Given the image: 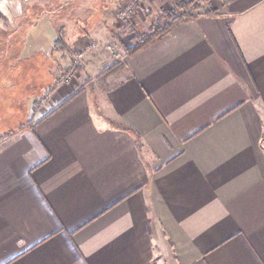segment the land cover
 <instances>
[{"label": "crops", "instance_id": "crops-1", "mask_svg": "<svg viewBox=\"0 0 264 264\" xmlns=\"http://www.w3.org/2000/svg\"><path fill=\"white\" fill-rule=\"evenodd\" d=\"M211 11L102 88L99 47L32 127L3 136L0 264H264V0ZM110 12L74 48L106 43Z\"/></svg>", "mask_w": 264, "mask_h": 264}, {"label": "rangeland", "instance_id": "rangeland-1", "mask_svg": "<svg viewBox=\"0 0 264 264\" xmlns=\"http://www.w3.org/2000/svg\"><path fill=\"white\" fill-rule=\"evenodd\" d=\"M146 1L148 0H54L50 5V0H0V140L5 135L32 127L40 111L51 109L48 104L52 103L56 88L54 83L65 75V67L74 68L77 74L70 84L60 86V89H70L75 85L83 57L92 54L99 47L105 48L103 50L107 52L108 60L113 61L99 74L98 81L102 88L105 81L120 69L104 76L107 70L115 65L121 68L123 59L130 56L125 50L132 47L133 34L146 31L162 18L168 21L170 6L166 0H162V6L153 9L154 11L141 8ZM217 1L195 0L189 9H198L191 11V15L194 18L200 14L211 13L212 4ZM124 3L130 6L127 15L129 22H115L114 16L117 13L118 17ZM104 11L111 13L110 16L108 13L107 15L114 23L107 18L105 20H108L111 28H115L114 34L119 35V41L113 39L108 31L106 43L103 39L100 40L99 35L91 34L92 37L87 35L88 38H82L80 48L70 45L72 54L67 57L50 56L59 26L65 27V37L69 41L86 32L92 25L98 24ZM141 18L143 21H140ZM102 31L105 35V30ZM91 45L93 48L87 50ZM70 60L77 61V64ZM57 65L61 66V73L55 69ZM47 82H50L48 86L54 87L50 92H44ZM15 116L20 117L23 123H15Z\"/></svg>", "mask_w": 264, "mask_h": 264}, {"label": "trees", "instance_id": "trees-1", "mask_svg": "<svg viewBox=\"0 0 264 264\" xmlns=\"http://www.w3.org/2000/svg\"><path fill=\"white\" fill-rule=\"evenodd\" d=\"M54 0H50V5L53 3ZM167 3L170 6V11L168 13V21H164L163 18L160 19V22H157L156 24H152L146 31H143L142 33L135 32L133 34L134 43L132 47L126 49L128 55H133L136 52L142 50L143 48L147 47L149 44L153 43L154 41L161 38L163 35L167 34L172 26H174L177 22L190 20L193 18L191 15V11L197 10L198 8H192L189 9L192 6V3L195 2V0H166ZM61 2V0H60ZM49 6V5H47ZM46 6V7H47ZM134 32V30H132ZM111 36L116 41L118 40L119 35L114 34V29L111 30ZM70 45H72V39L68 41L65 37V27L63 25L59 26L56 31V37L53 43V47L50 52V56L56 58L57 56L67 57L71 53ZM62 55V56H61ZM61 67V66H60ZM59 65L55 69L57 71H60ZM120 69L119 65L113 66L111 69L107 70L104 76H109L112 73H115L117 70ZM53 71V69H52ZM62 71H60L61 73ZM52 79H55L54 77ZM52 81V80H51ZM50 82H47V87L44 88L45 91H52L54 87L48 86ZM41 92V91H37ZM29 94V93H28ZM1 105V104H0ZM19 118L18 120H16ZM14 122L18 124H22L23 120H21L20 117H14ZM8 124H10V121H7Z\"/></svg>", "mask_w": 264, "mask_h": 264}, {"label": "built area", "instance_id": "built-area-1", "mask_svg": "<svg viewBox=\"0 0 264 264\" xmlns=\"http://www.w3.org/2000/svg\"><path fill=\"white\" fill-rule=\"evenodd\" d=\"M133 5L134 4H131V6H133ZM129 12H130V6H128L127 3H124V6H123L122 10L119 12L118 17H117V13H116V16H114V19L116 18L115 22H117V21H121V22H125V23L129 22V18H127V15ZM90 48H93V46L91 45L86 49L88 50ZM70 62L77 64V61L70 60ZM64 71H65V75L61 79H58L56 81V83H54L56 88L70 84V81L72 79H74L76 74H77L75 69L71 68L69 66L65 67Z\"/></svg>", "mask_w": 264, "mask_h": 264}]
</instances>
